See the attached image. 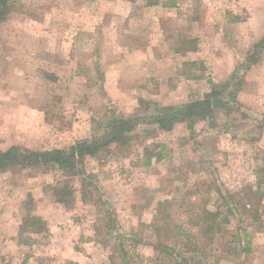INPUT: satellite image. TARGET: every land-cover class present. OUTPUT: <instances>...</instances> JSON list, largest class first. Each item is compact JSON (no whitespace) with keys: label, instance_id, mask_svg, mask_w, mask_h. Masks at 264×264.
Segmentation results:
<instances>
[{"label":"rangeland","instance_id":"rangeland-1","mask_svg":"<svg viewBox=\"0 0 264 264\" xmlns=\"http://www.w3.org/2000/svg\"><path fill=\"white\" fill-rule=\"evenodd\" d=\"M176 2L16 0L0 24V150L67 148L90 138L104 117L139 114L145 102L200 98L264 34V0ZM189 39L194 50H187ZM192 60L202 68L187 64ZM243 80L242 108L218 111L215 126L200 121L192 133L184 123L169 131L140 124L127 145L84 159L97 196L120 229L136 235L129 243L133 264H154L158 202L166 200V211L181 220L215 207V184L231 193L255 186L264 169V57ZM150 155L156 156L144 166ZM60 178L44 167L0 172V264H110L115 239L97 232V211L79 194L68 206L54 200L48 186ZM26 215L46 228L26 229L28 243L18 233ZM230 220L213 245L215 264H264V223L248 224L237 214ZM240 227L250 233L252 251L231 255L224 245Z\"/></svg>","mask_w":264,"mask_h":264},{"label":"trees","instance_id":"trees-1","mask_svg":"<svg viewBox=\"0 0 264 264\" xmlns=\"http://www.w3.org/2000/svg\"><path fill=\"white\" fill-rule=\"evenodd\" d=\"M146 1L147 5L177 6L176 0ZM15 2L16 0H0V24L6 21ZM186 43L187 41L184 42ZM188 43L190 46L187 50H194L196 47L194 40L189 39ZM263 57L264 34L251 44L227 79L221 83L212 82L210 90L202 97L179 105L165 106L145 102V111L139 114L128 116L113 114L104 117L105 119L94 122V133L90 138L76 140L67 148L30 150L12 146L4 151L0 150V172L11 167H44L59 171L61 178L48 186L54 200L68 206L75 202L76 195L79 194L82 202L91 203L97 211L96 219L99 222L95 229L99 234H105L106 238L109 236V239H115L109 255L110 264H133L135 252L129 249V243L136 235L120 229L115 212L106 200L100 195L97 196V189L92 188L93 174L86 170L84 159L96 157L101 150L112 144L116 147L127 145L132 133L140 124L155 125L160 130L169 131L175 125L184 123L192 133L195 123L200 121H207L215 126L218 111L230 115L242 108L237 100V93L242 87L247 71ZM187 64L190 66L198 64V68L201 69L203 63L192 60ZM262 116L264 118V114ZM154 156L156 155L148 156L144 166H150ZM75 181L78 182V187L74 185ZM213 191L220 198L215 207L209 209L202 206L186 219L174 218L168 210L166 211L164 207L166 200L158 202L157 213L151 227L154 238L151 247L154 256L147 259L154 264H208V260L212 258L215 264L218 256L213 253V245L216 239L227 231L231 216L237 214L241 217L240 221L248 224L254 221L264 223V213L261 211V207H264V169L259 171L254 187L247 185L231 193L223 191L215 184ZM26 229L36 234L43 233L46 230L45 222L35 215L23 217L18 233L21 241L25 240L24 243H28L30 239L29 235L22 238ZM224 247L231 255L249 254L252 251L250 233L243 227L237 228L236 233L231 234V240L226 241Z\"/></svg>","mask_w":264,"mask_h":264},{"label":"crops","instance_id":"crops-1","mask_svg":"<svg viewBox=\"0 0 264 264\" xmlns=\"http://www.w3.org/2000/svg\"><path fill=\"white\" fill-rule=\"evenodd\" d=\"M233 68H234V66H233ZM233 70V69H232Z\"/></svg>","mask_w":264,"mask_h":264}]
</instances>
